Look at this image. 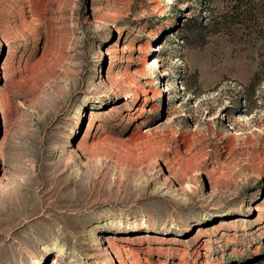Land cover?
<instances>
[{
    "label": "rangeland",
    "instance_id": "374dc122",
    "mask_svg": "<svg viewBox=\"0 0 264 264\" xmlns=\"http://www.w3.org/2000/svg\"><path fill=\"white\" fill-rule=\"evenodd\" d=\"M0 264H264V0H0Z\"/></svg>",
    "mask_w": 264,
    "mask_h": 264
},
{
    "label": "bare ground",
    "instance_id": "6f19581e",
    "mask_svg": "<svg viewBox=\"0 0 264 264\" xmlns=\"http://www.w3.org/2000/svg\"><path fill=\"white\" fill-rule=\"evenodd\" d=\"M180 160H183V159L181 158ZM173 162L177 163V162H178V159L174 158V161H173ZM76 166H77V165H76ZM77 167H78V166H77ZM78 170H79V168H78ZM219 170H220V169H219ZM221 170H222V169H221ZM213 172H214V171H213ZM213 172H212V173H213ZM220 174H221V173H220ZM222 175H223V173H222ZM220 176H221V175H220ZM221 177H222V176H221ZM164 185H165V183H162V184H161V186H162V187H161V188H162L161 190H163V191L166 189V187H164ZM169 190H170V189H169ZM169 190L167 191V193L170 192ZM163 191H161V192H163ZM173 192H175V191H173ZM95 241L97 242V240H95ZM131 254H132L133 256H135V255L133 254V252H131ZM117 259H118V262H121V261H122V260H121V257H118ZM133 259H135V258H133ZM133 262L135 263V262H136V259H135Z\"/></svg>",
    "mask_w": 264,
    "mask_h": 264
}]
</instances>
